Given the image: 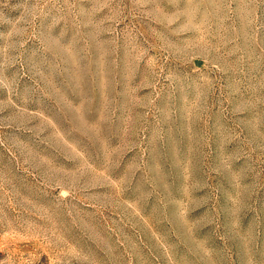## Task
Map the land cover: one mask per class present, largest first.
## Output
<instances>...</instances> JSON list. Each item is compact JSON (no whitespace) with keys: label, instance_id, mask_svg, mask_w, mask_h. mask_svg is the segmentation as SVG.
I'll return each mask as SVG.
<instances>
[{"label":"rangeland","instance_id":"rangeland-1","mask_svg":"<svg viewBox=\"0 0 264 264\" xmlns=\"http://www.w3.org/2000/svg\"><path fill=\"white\" fill-rule=\"evenodd\" d=\"M0 264H264V0H0Z\"/></svg>","mask_w":264,"mask_h":264}]
</instances>
